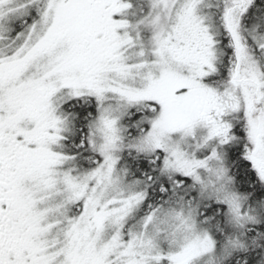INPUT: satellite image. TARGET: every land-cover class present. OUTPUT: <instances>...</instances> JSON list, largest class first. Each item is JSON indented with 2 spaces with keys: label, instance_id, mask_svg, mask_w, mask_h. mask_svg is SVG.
Returning <instances> with one entry per match:
<instances>
[{
  "label": "snow or ice",
  "instance_id": "obj_1",
  "mask_svg": "<svg viewBox=\"0 0 264 264\" xmlns=\"http://www.w3.org/2000/svg\"><path fill=\"white\" fill-rule=\"evenodd\" d=\"M0 264H264V0H0Z\"/></svg>",
  "mask_w": 264,
  "mask_h": 264
}]
</instances>
